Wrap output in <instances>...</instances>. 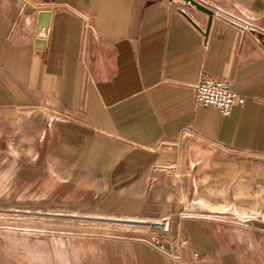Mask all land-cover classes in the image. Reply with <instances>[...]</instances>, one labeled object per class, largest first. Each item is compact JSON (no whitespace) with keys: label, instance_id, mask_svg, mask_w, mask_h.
<instances>
[{"label":"crops","instance_id":"obj_1","mask_svg":"<svg viewBox=\"0 0 264 264\" xmlns=\"http://www.w3.org/2000/svg\"><path fill=\"white\" fill-rule=\"evenodd\" d=\"M197 1L0 0V264H264V0Z\"/></svg>","mask_w":264,"mask_h":264},{"label":"built area","instance_id":"obj_2","mask_svg":"<svg viewBox=\"0 0 264 264\" xmlns=\"http://www.w3.org/2000/svg\"><path fill=\"white\" fill-rule=\"evenodd\" d=\"M216 16L229 22H237L239 20L232 14H223L222 12H217ZM245 97L233 90L230 81L225 79L221 80L211 75H204L196 87L197 104L219 110L223 116H228L234 107L243 106L246 102ZM160 230L162 234H169L171 230V219L167 218L162 220L160 222ZM150 244L165 256L180 263L179 249L187 244V241L177 238L167 248L163 243V237L154 234L150 239Z\"/></svg>","mask_w":264,"mask_h":264},{"label":"water","instance_id":"obj_3","mask_svg":"<svg viewBox=\"0 0 264 264\" xmlns=\"http://www.w3.org/2000/svg\"><path fill=\"white\" fill-rule=\"evenodd\" d=\"M184 2H187L188 4L194 6L195 8H197L198 10L204 12L205 14L208 15V17H210V21L213 17V12L208 9L207 7H205L204 5H202L201 3H199L197 0H183ZM49 16L48 13L46 12H42L39 15V21L41 22L43 18Z\"/></svg>","mask_w":264,"mask_h":264},{"label":"rangeland","instance_id":"obj_4","mask_svg":"<svg viewBox=\"0 0 264 264\" xmlns=\"http://www.w3.org/2000/svg\"><path fill=\"white\" fill-rule=\"evenodd\" d=\"M221 211L225 212V213H229V214H232V215H236L238 214L237 216H246L245 212L243 211H236V210H233L232 208L230 207H223L220 209ZM78 224V223H77ZM80 224H85V223H80ZM88 224H91V225H96V223H88ZM99 225V224H98ZM110 226V225H109Z\"/></svg>","mask_w":264,"mask_h":264}]
</instances>
